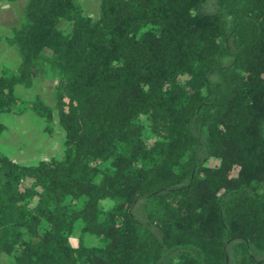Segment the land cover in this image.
<instances>
[{"label":"trees","instance_id":"16d2710c","mask_svg":"<svg viewBox=\"0 0 264 264\" xmlns=\"http://www.w3.org/2000/svg\"><path fill=\"white\" fill-rule=\"evenodd\" d=\"M207 1L99 0L90 18L28 0L0 116L31 112L50 136L54 112L63 149L0 154V260L264 264V0ZM36 75L55 82L52 109L14 93Z\"/></svg>","mask_w":264,"mask_h":264},{"label":"rangeland","instance_id":"374dc122","mask_svg":"<svg viewBox=\"0 0 264 264\" xmlns=\"http://www.w3.org/2000/svg\"><path fill=\"white\" fill-rule=\"evenodd\" d=\"M99 3V2H98ZM88 5L90 8H92V5L89 3H85L86 8L84 10H88ZM83 6V5H82ZM205 10L207 12H211L213 10V3L211 0L207 1L205 4ZM96 11L98 13V6H96ZM94 18V17H93ZM66 24L64 22L61 23L59 26L60 28H65ZM55 84V83H54ZM19 87V92H17L15 95L20 98L21 100L27 101V100H33L34 98H37L44 106H46L49 109H52L50 100H53L48 94H40L37 91V88H34L32 90H26V88L22 86ZM28 97L29 99H25ZM54 102V101H53ZM26 113V112H25ZM31 113V112H28ZM8 115L0 117V123L3 126V129L1 130L3 133V130L6 131L2 135V138L0 139V152H6L8 150H13V148L18 145L20 146L21 150L23 153L25 152H32L36 153L37 149L36 147L40 148H46L47 150L51 151L52 157H55L57 155L56 152L58 150L62 151V131L60 130L57 122H56V116L55 113L53 112L52 115L53 117L51 118V122L49 124V128L52 130V135H47L43 131V122L40 118L36 117L33 113H31L33 117V121L31 122L28 120L29 117L26 118L25 116L21 115H14L11 113H7ZM4 115V114H3ZM21 116V117H19ZM30 119V118H29ZM40 128H38V126ZM1 133V132H0ZM8 133L10 135L8 136ZM7 137L12 138L11 144L8 142L6 144ZM51 143V145H47V143ZM59 144V145H58ZM58 146V147H57ZM38 150V149H37ZM44 150V149H43ZM40 152V151H38ZM44 152V151H43ZM37 156L38 153H36ZM33 158L30 160V157H19V161H15L18 164H23V165H33L36 162L39 161V159L32 156ZM108 202H104L103 206H108ZM133 215L137 220H143V212L141 208L139 207V204H136L134 209H133ZM79 240V230L77 227H74L72 231V235L70 238V243L71 245L75 246L76 243ZM82 242L88 246H97L98 242L97 240L90 235L84 234L81 238ZM1 264H13L12 260L6 256L1 257Z\"/></svg>","mask_w":264,"mask_h":264},{"label":"crops","instance_id":"0c3cea01","mask_svg":"<svg viewBox=\"0 0 264 264\" xmlns=\"http://www.w3.org/2000/svg\"><path fill=\"white\" fill-rule=\"evenodd\" d=\"M27 2L28 0H18L13 3H6V2L0 3V69L6 68L11 71H14L19 64V58L17 56L15 49L13 47L7 46L4 39L6 37H9L14 30L19 29L20 26L22 25L23 8ZM76 2L81 7L85 15L89 16L90 18H93V17L95 18L97 16L98 13L96 11V6H98L99 0H76ZM85 3H89L90 5H92V8H90L88 5V8H87L88 10L87 11L84 10V8H86ZM54 83H55L54 80L49 75H36L33 79L32 86L30 88H26V90H32L34 88H37V91L40 94H43V93L48 94L51 99V97H53ZM19 90L20 89L18 86L14 87L15 94L19 92ZM25 99H29V98L26 97ZM50 103H51V107H53V103H54L53 100H50ZM5 115H8V114L1 115L0 117L5 116ZM25 115H26V118L27 117L30 118V119L28 118L29 121L34 122L33 117H30L32 116L31 113L26 112L21 116H25ZM40 126L41 125H39L38 128H40ZM4 132L6 131L3 130V133ZM3 133L1 131L0 139L3 136L2 135ZM9 135L10 133H8V136ZM11 139L12 138L7 137L6 144L8 142L11 144L12 142ZM47 145H51V143L48 142ZM36 148L38 149V150L35 149L37 151L36 153H38L39 156H37L36 153H32V152L23 153L20 146L18 145H16L13 148V150L10 149L6 152H0V154L9 159H12L13 161H19V157H27V158L30 157V160H31L33 158L32 156H34L36 160L38 158L39 161L52 157L51 151L47 150L46 152L45 147L44 148L36 147ZM56 153L57 155L55 156V158H59L62 154V151L58 150V152Z\"/></svg>","mask_w":264,"mask_h":264}]
</instances>
